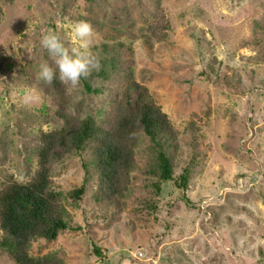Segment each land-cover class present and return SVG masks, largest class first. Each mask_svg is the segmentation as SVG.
Segmentation results:
<instances>
[{
  "label": "rangeland",
  "instance_id": "374dc122",
  "mask_svg": "<svg viewBox=\"0 0 264 264\" xmlns=\"http://www.w3.org/2000/svg\"><path fill=\"white\" fill-rule=\"evenodd\" d=\"M157 7L167 37L147 44ZM79 20L93 26L90 51L101 68L65 85V113L107 119L133 77L176 131L174 179L150 170L152 142L143 135L123 208L95 202L89 180L77 203L63 197L69 227L54 240L33 239L30 253L55 250L62 264H264V0H0L1 180L26 181L35 132L64 125L57 95L37 79L41 62L55 67L41 38L55 32L71 48ZM26 87L39 103L22 102ZM82 156L54 166L62 194L82 183ZM0 264H14L4 250Z\"/></svg>",
  "mask_w": 264,
  "mask_h": 264
},
{
  "label": "trees",
  "instance_id": "16d2710c",
  "mask_svg": "<svg viewBox=\"0 0 264 264\" xmlns=\"http://www.w3.org/2000/svg\"><path fill=\"white\" fill-rule=\"evenodd\" d=\"M168 29L169 20L157 7L143 34L144 42L165 40ZM47 86L59 99L56 114L63 118L64 125L35 132L36 166L26 181L12 175L0 179V250L14 264L63 263L55 250L32 255L31 242L37 238L54 240L69 227L63 197L77 203L89 180L95 182L91 198L120 211L143 135L152 142L150 170L162 180L174 179L172 148L176 131L146 85L130 78L119 97L112 101L111 114L103 121L90 114L82 118L67 115L65 85L56 79ZM70 155H83L84 178L79 186L62 194L54 187L53 169ZM188 177L189 171L184 169L177 185L186 188Z\"/></svg>",
  "mask_w": 264,
  "mask_h": 264
},
{
  "label": "clouds",
  "instance_id": "9594fccd",
  "mask_svg": "<svg viewBox=\"0 0 264 264\" xmlns=\"http://www.w3.org/2000/svg\"><path fill=\"white\" fill-rule=\"evenodd\" d=\"M70 29L74 44L71 48L66 47L55 32L49 31L41 38V46L47 50L55 65L50 66L47 61L39 65L37 79L47 85L58 79L61 84L75 88L80 84L81 77L87 78L92 70L99 71L101 68V64L90 51L95 37L92 24L79 20L72 23ZM20 96L25 105H34L41 101L37 90L31 87L22 89Z\"/></svg>",
  "mask_w": 264,
  "mask_h": 264
}]
</instances>
